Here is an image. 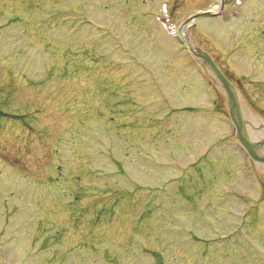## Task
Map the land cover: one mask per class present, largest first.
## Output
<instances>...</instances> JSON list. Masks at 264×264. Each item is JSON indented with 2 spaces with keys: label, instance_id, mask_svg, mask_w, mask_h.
Instances as JSON below:
<instances>
[{
  "label": "rangeland",
  "instance_id": "1",
  "mask_svg": "<svg viewBox=\"0 0 264 264\" xmlns=\"http://www.w3.org/2000/svg\"><path fill=\"white\" fill-rule=\"evenodd\" d=\"M165 1L0 0V264H264V186L170 25L264 124V0Z\"/></svg>",
  "mask_w": 264,
  "mask_h": 264
},
{
  "label": "water",
  "instance_id": "2",
  "mask_svg": "<svg viewBox=\"0 0 264 264\" xmlns=\"http://www.w3.org/2000/svg\"><path fill=\"white\" fill-rule=\"evenodd\" d=\"M222 6V1H220V9ZM220 11V10H219ZM219 11H199L192 14L188 19L183 20L182 24L193 22L197 18L200 17H212L217 16ZM180 39V38H179ZM180 42L184 44L186 48H188L191 53L197 56L200 59L201 67L204 69L205 73L210 77V79L217 85V87L224 94L225 105L228 111V116L230 121L234 126L235 136L234 138L246 149L248 154L252 157V159L256 161L264 162V158H259L257 155L258 145H262L260 143L258 145L253 144L248 139V133L246 129V120L244 119V114L240 105L241 98L234 87V85L229 81V79L221 72V70L217 67L211 57L205 51L201 50L198 46H196L192 42H185L182 38Z\"/></svg>",
  "mask_w": 264,
  "mask_h": 264
},
{
  "label": "flooded vegetation",
  "instance_id": "3",
  "mask_svg": "<svg viewBox=\"0 0 264 264\" xmlns=\"http://www.w3.org/2000/svg\"><path fill=\"white\" fill-rule=\"evenodd\" d=\"M256 136L258 137V138H261V137H264V135H260V134H256ZM258 169V168H257ZM256 169V170H257ZM259 170V169H258ZM260 172H259V174L262 176V178H263V180H264V169L263 170H259Z\"/></svg>",
  "mask_w": 264,
  "mask_h": 264
},
{
  "label": "bare ground",
  "instance_id": "4",
  "mask_svg": "<svg viewBox=\"0 0 264 264\" xmlns=\"http://www.w3.org/2000/svg\"><path fill=\"white\" fill-rule=\"evenodd\" d=\"M180 35L184 38L185 42H187V43L190 42V40L188 39V37L186 35H183L182 32H181Z\"/></svg>",
  "mask_w": 264,
  "mask_h": 264
}]
</instances>
